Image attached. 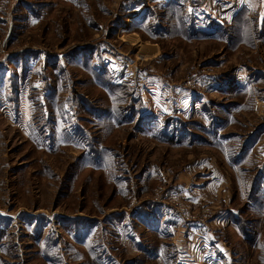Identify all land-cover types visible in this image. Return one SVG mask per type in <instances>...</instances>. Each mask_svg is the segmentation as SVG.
I'll return each mask as SVG.
<instances>
[{
    "label": "rangeland",
    "instance_id": "1",
    "mask_svg": "<svg viewBox=\"0 0 264 264\" xmlns=\"http://www.w3.org/2000/svg\"><path fill=\"white\" fill-rule=\"evenodd\" d=\"M195 2L0 0V264H264V3Z\"/></svg>",
    "mask_w": 264,
    "mask_h": 264
},
{
    "label": "crops",
    "instance_id": "2",
    "mask_svg": "<svg viewBox=\"0 0 264 264\" xmlns=\"http://www.w3.org/2000/svg\"><path fill=\"white\" fill-rule=\"evenodd\" d=\"M203 1L204 0H199V2H195L194 7H191V10L197 7H204L205 5H203ZM263 3L264 0H228L226 4L227 6L230 5L232 9H235V11L232 12V19L238 17V13L239 15H241L244 12L248 13L249 10H255L260 8Z\"/></svg>",
    "mask_w": 264,
    "mask_h": 264
}]
</instances>
